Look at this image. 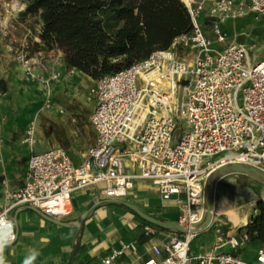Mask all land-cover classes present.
Returning <instances> with one entry per match:
<instances>
[{"label":"built area","instance_id":"1","mask_svg":"<svg viewBox=\"0 0 264 264\" xmlns=\"http://www.w3.org/2000/svg\"><path fill=\"white\" fill-rule=\"evenodd\" d=\"M202 3L185 4L192 29L174 37L167 49L105 74L89 88L95 99L89 116L95 139L81 162L54 146L29 155L21 186L11 189L2 179L0 217L5 223L0 224V241L16 239L11 217L16 209L31 206L64 220L75 189L99 185L102 198L123 199L135 179H144L162 200L178 206L176 222L182 231H171L151 245L142 264H264V247L252 261L222 250L225 245L235 249L242 240L214 222L213 211L203 223L206 182L219 166L234 162L264 173V58L251 59L243 42L219 46L228 21L247 14L264 21V0H209L205 17L212 24V38L201 28ZM37 54L40 60L41 52ZM16 58L45 90L52 81L81 73L71 67L38 74L42 65L36 58L23 50ZM26 133L33 139L32 128ZM226 149L235 153L212 160ZM209 229L214 246L193 256L191 241ZM143 231L153 235L161 230L146 223ZM126 248L133 249V242L121 243L100 264H115Z\"/></svg>","mask_w":264,"mask_h":264},{"label":"crops","instance_id":"2","mask_svg":"<svg viewBox=\"0 0 264 264\" xmlns=\"http://www.w3.org/2000/svg\"><path fill=\"white\" fill-rule=\"evenodd\" d=\"M204 1H206V13L209 0ZM205 13H203V17H205ZM199 19L201 22V18ZM35 39L39 48L45 51L44 46L39 43L38 36ZM0 45L3 46L1 42ZM44 66L43 63L41 67L45 68ZM41 67L37 68L39 73L44 72ZM11 68L3 61L0 62V79L4 80L6 87V90L0 94L12 89L13 74ZM57 68L66 69L64 63L62 69L51 64L47 68L49 69L47 73ZM52 111L55 112L56 109ZM0 112H2L1 105ZM15 129L10 122L0 127V136L5 138L3 142L0 141L1 202L2 179L5 178L8 187L11 189L21 186L27 170L29 155L46 150L44 144L31 146L21 139L12 141L10 131H15ZM129 167L130 164L127 163V168ZM98 189L99 185H86L74 190L71 199V212L64 220H61L66 223L65 225L49 220L48 216L31 206H23L14 210L11 217L14 222L16 239L11 243H6L2 250L4 264H25L33 250L37 255L31 264H100L108 253L112 250H118L121 243L128 242H133L134 248L122 250L115 259V264H142L151 254V245L160 243L171 230L159 227L161 230L159 233L145 234L143 225L149 222L122 204L100 205L88 218L83 220L80 226H77L76 220L83 215L89 206L96 201L106 199L98 194ZM121 200L134 204L145 214L162 221H176L180 213L177 205L162 200L158 189L144 179H135L133 188ZM213 214L214 222L215 219L219 221L229 236L242 240V243L235 249L225 245L222 250L237 252L246 260L252 261L257 250L264 245L258 240L247 241L245 238V226L251 215L217 205L216 197L214 198ZM197 237H199L200 242L197 249L194 250L192 242ZM195 238L190 244V251L193 256L210 250L215 244V236L210 229L199 233Z\"/></svg>","mask_w":264,"mask_h":264},{"label":"rangeland","instance_id":"3","mask_svg":"<svg viewBox=\"0 0 264 264\" xmlns=\"http://www.w3.org/2000/svg\"><path fill=\"white\" fill-rule=\"evenodd\" d=\"M199 2H203L201 28L212 38V24L207 17H203L206 1L194 0L195 4ZM24 8L25 3L21 0H0V42L3 44L0 45V62L11 66L13 74L12 89L0 94V127L10 122L16 128L10 131L11 140L21 139L27 144L24 141L29 138L26 131L32 128L34 143L29 145L44 144L46 149L63 147L72 160L79 163L95 139L89 121L95 99L88 92L97 80L76 73L50 82L45 90L38 78L29 77L16 58L21 50L36 58L41 65L44 63L45 68L41 67L44 71H48L51 64L62 69L64 56L56 47H44L45 51L39 48L35 39L40 29L39 20L36 16L25 14ZM225 30L226 39L219 46L243 42L249 47L251 59L264 58V21L247 14L228 21ZM38 52H41L40 60ZM53 109L56 111L53 112ZM0 137L3 142L4 136ZM233 153V149L221 150L212 155V160ZM213 195L217 205L252 215L256 201H264V178L254 173H228L217 179ZM199 242V237L193 240L194 250Z\"/></svg>","mask_w":264,"mask_h":264},{"label":"trees","instance_id":"4","mask_svg":"<svg viewBox=\"0 0 264 264\" xmlns=\"http://www.w3.org/2000/svg\"><path fill=\"white\" fill-rule=\"evenodd\" d=\"M40 23L39 43L63 52L66 68L98 80L169 47L192 23L182 0H21ZM0 79V92L6 90ZM220 174L214 171L205 191ZM247 241L264 245V201L245 226Z\"/></svg>","mask_w":264,"mask_h":264},{"label":"water","instance_id":"5","mask_svg":"<svg viewBox=\"0 0 264 264\" xmlns=\"http://www.w3.org/2000/svg\"><path fill=\"white\" fill-rule=\"evenodd\" d=\"M216 171H218V173L220 174V177L225 175V174H228V173L238 172V173H254V174H257V175L264 178V173L262 171H260L256 168L247 166V165H243L240 163H234V162L228 163V164H223V165L219 166L216 169ZM215 182L213 184L209 185L207 191H205V210L203 213V223L204 224H207L210 221L211 216H212V211H213V207H214V195H213V193H214V188H215ZM105 204H122V205L130 208L134 212H136L139 216H141L143 219H145L147 222H149L153 225H156V226L164 228V229L171 230L173 232L182 231V227L176 221L159 220L157 218H154L152 216L145 214L144 212L139 210L134 204H131V203L124 201V200H121V199H101L99 201L94 202L83 213V215L79 219L76 220V225L80 226L81 223L83 222V220L88 218L98 206L105 205ZM47 218H49V220H51L55 223H58V224H62V225L66 224L65 222H63L61 220H56V219H53L51 217H47Z\"/></svg>","mask_w":264,"mask_h":264},{"label":"clouds","instance_id":"6","mask_svg":"<svg viewBox=\"0 0 264 264\" xmlns=\"http://www.w3.org/2000/svg\"><path fill=\"white\" fill-rule=\"evenodd\" d=\"M5 221L2 217H0V224H4ZM10 241L8 240H2L0 241V264H4L3 261V257H2V250L4 248V246L6 245V243H8ZM37 253L35 252V250H33L29 256V258L25 261V264H31V261L35 259Z\"/></svg>","mask_w":264,"mask_h":264},{"label":"bare ground","instance_id":"7","mask_svg":"<svg viewBox=\"0 0 264 264\" xmlns=\"http://www.w3.org/2000/svg\"><path fill=\"white\" fill-rule=\"evenodd\" d=\"M184 4H189V3H192L193 0H182ZM25 142H28L29 144H32L34 143L33 139H27V140H24ZM228 185V183L226 184ZM222 188V187H221ZM256 197V196H255ZM66 206L68 209H70L71 207V204L69 202L66 203ZM222 209V208H221Z\"/></svg>","mask_w":264,"mask_h":264}]
</instances>
